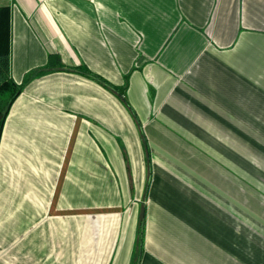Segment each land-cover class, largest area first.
Masks as SVG:
<instances>
[{"label": "crops", "instance_id": "1", "mask_svg": "<svg viewBox=\"0 0 264 264\" xmlns=\"http://www.w3.org/2000/svg\"><path fill=\"white\" fill-rule=\"evenodd\" d=\"M5 4L0 264H264V0Z\"/></svg>", "mask_w": 264, "mask_h": 264}, {"label": "trees", "instance_id": "2", "mask_svg": "<svg viewBox=\"0 0 264 264\" xmlns=\"http://www.w3.org/2000/svg\"><path fill=\"white\" fill-rule=\"evenodd\" d=\"M56 58V63L52 64ZM60 57L50 54L51 65H60ZM11 11L9 6L0 5V135L12 103L20 94L23 84L17 83L11 76ZM143 228V225H142Z\"/></svg>", "mask_w": 264, "mask_h": 264}, {"label": "rangeland", "instance_id": "3", "mask_svg": "<svg viewBox=\"0 0 264 264\" xmlns=\"http://www.w3.org/2000/svg\"><path fill=\"white\" fill-rule=\"evenodd\" d=\"M5 1L6 0H0V5H3V6H6V4H5ZM260 170H258V172H259ZM263 171H264V169H263ZM140 226H139V228H140V235H139V239H140V245L142 244V220L140 219Z\"/></svg>", "mask_w": 264, "mask_h": 264}]
</instances>
